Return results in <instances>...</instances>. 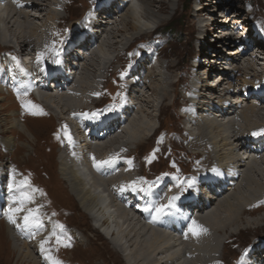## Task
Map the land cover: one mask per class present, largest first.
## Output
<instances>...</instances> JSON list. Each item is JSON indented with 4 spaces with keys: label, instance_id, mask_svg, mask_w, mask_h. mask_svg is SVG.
I'll return each instance as SVG.
<instances>
[{
    "label": "bare ground",
    "instance_id": "6f19581e",
    "mask_svg": "<svg viewBox=\"0 0 264 264\" xmlns=\"http://www.w3.org/2000/svg\"><path fill=\"white\" fill-rule=\"evenodd\" d=\"M77 1L0 0V42L5 47L0 51V93L4 95V98H0V100L11 98L17 109L10 114V126L16 131L14 132L17 138L20 139L23 135L35 137L34 130L42 131L44 126L50 125L43 135L42 143L38 141L39 144L33 149L34 157L31 162L26 164V166L33 168L31 172L33 175L23 171L22 178H18L13 174L16 172L12 166L13 163L0 161V216L5 206V199L1 195L6 188L9 195L7 202L13 207L18 206L13 205V197H19L22 193L31 194L32 202H36L27 203L26 208L37 209L38 205L39 207L40 205L45 206L43 201L45 197H41L43 204H39L38 199L40 197L30 188L29 183L40 188L33 183L32 177L36 176V178L40 177V180H46L45 172L43 169L37 168V165L40 161L44 162L43 156L49 152L48 160L44 162L45 165L54 168L55 176L60 173L62 182L68 184L69 192L71 191L84 213L90 217L96 230L103 231V236H115L113 239L117 241L114 243V248L115 246L120 248L123 239L125 243L122 241L121 244L124 247L128 245L129 248H132V258L129 261L126 257L124 259L125 264H227L223 261L224 256L223 259L221 258V254L223 255L222 247L227 240L222 241V237L230 234V230L237 227L242 219L246 220L247 217L243 218V216L249 212V207L252 208V211L259 208V211H264V194L254 203L253 200H246L247 198H245L244 201L249 203L247 208H243V204L234 197L235 192L241 190L243 183L251 182L254 176H259L257 163L264 160V133L253 135L254 132L258 133L264 129V87L262 86L264 81L256 69V65H259L256 61L259 57L256 52L261 53L262 50L253 54L251 45H244L245 49L242 50V47H235L237 44L232 43L226 46L236 48V51L228 52L227 55L230 54L231 58H227L221 54L217 57L211 55L212 49L210 47L207 61L214 65L210 66L207 73L205 72L199 79H196L195 83L188 82V85L183 87L186 101L184 105L178 107L184 108V111L180 115L176 114V117L181 119V129L182 121L184 122L183 128L188 136L185 140L181 130H172L169 128V124L168 128H163L160 123L159 129L156 131V129L149 127L144 119V115L148 113L145 108H153V105L149 107L150 101L143 96L139 97L140 92L146 90L142 80L148 76L150 78L155 77L154 72H151L152 67L145 65L147 56L140 55L137 64H133L132 70L127 71L129 77L123 84L121 94L116 89L109 94L111 97L109 101L103 102L102 99L96 98V96L100 97L101 93H105L104 86L100 83L101 76L107 77V70L114 67L119 57L124 53L133 55V50L130 48L133 47L135 41L132 46L129 44L127 50L125 49L123 52L118 53L114 47V45L118 47L122 45L123 41H120L119 37H121V33L123 35L126 33L123 31L124 28L127 30L129 28L134 32L135 36L132 38L134 40L143 36L157 21L161 20L159 11L152 9V2L156 0H94L92 6L88 4L90 0H83L81 17L76 18L77 20H70L65 15H61L64 9L68 10ZM61 2L63 5L60 4ZM220 6L226 8L223 4ZM200 9L201 13L205 11L214 12V9L208 10L207 7L198 10ZM46 10H49V20L53 26L49 24L50 21L43 20L47 16L43 13ZM38 12L43 14L42 17L39 14L34 15ZM91 12L96 14L95 24L91 26L89 31L83 32L79 23L85 22L91 16ZM195 16L199 18L201 15L196 14ZM241 16L239 14V16L233 15L231 18L223 15L221 17L226 20L225 24L232 23L229 21L235 19L238 21L235 25L240 26ZM34 19L45 22L39 25L40 23L34 22ZM206 21H210L212 25L215 18L208 16ZM103 23H105L104 26ZM120 24L123 26L122 29L118 28L121 26ZM218 24L219 22H216V25ZM9 28L13 29L12 34L9 32ZM18 32L20 35H17ZM251 33L252 28L246 31L248 35ZM206 34L208 36V33ZM117 35L119 36L118 40ZM19 36L20 39H17ZM220 36V39H228L231 43L232 33L229 32V29L221 30ZM152 37L140 41L138 46L150 42ZM111 42L114 44L115 52L112 54L115 55V58L113 60L111 58L109 64L102 62L103 60L97 62L96 57L99 56L102 59H107L104 55L108 50L106 49V51L104 46H112ZM204 47H206L205 44ZM57 52L59 57L56 55ZM41 53H43V60L38 63V56ZM206 53L201 50L198 55L193 56V60H198V57L200 59L202 55L206 56ZM57 58L60 59V64L54 62ZM17 62L19 66H17ZM203 62L205 60L201 61L200 67ZM157 65L159 67L161 65L158 59ZM26 66L27 68H24ZM221 68L223 73L215 76L217 70H221ZM25 69L30 72H26ZM119 70L120 68L117 71ZM230 70L231 75L229 72H225ZM44 71L47 73L46 79H43ZM101 71L102 73L98 77L97 73ZM117 71L116 73H118ZM239 71L247 73L245 80L256 77L255 79L261 81L259 87L253 84V86H248L247 80L243 81L242 85H238L239 88L237 89H240V93L245 94L247 99L250 100L253 96L255 97L252 98L255 101L253 104L242 100L233 101L232 97L227 98L226 95L232 93L233 85L224 91L226 95L221 96L217 93L223 84L231 83L232 78L230 76ZM194 75L195 73H192L190 77H194ZM92 77L94 80L100 78V81L96 83L92 81ZM213 77L216 79L220 77L219 81L217 80V87L215 89L209 88L208 85V89H206L207 84L205 83L204 86L201 84L203 79L207 82ZM37 78L39 81L35 86L39 91L40 100L35 98L30 89V84ZM9 82L15 87L9 86L7 93H3V86ZM157 82L154 86H157L158 92L164 90L160 94L165 103L169 93L164 86ZM180 82L181 78L177 83ZM51 86L55 88L56 94L51 92ZM182 86L180 85L178 88L181 89ZM15 90L19 91V95ZM111 90L112 88H110ZM134 90L138 94L134 93ZM25 92L27 95H23ZM96 93L100 95H95ZM22 95L28 100L20 99ZM209 95L212 96L209 97ZM21 100L26 104L31 102V105L37 106L36 110L31 111V106L25 108L19 105L17 102L21 103ZM211 100L213 101L211 102ZM136 109L139 110L135 111ZM40 110H42V114H32L33 112L39 113ZM83 113H98V116L87 118L82 115ZM173 114L174 112H172V117H174ZM53 118L58 121V125ZM18 121L34 123L33 129L26 125V131H21L18 127ZM0 123V134L4 135L3 133H7V131L3 128L2 123H6L8 127L9 122L5 119L0 120ZM65 126H67V132L74 141L72 145L68 143ZM166 132L170 141L169 148L167 145L159 146V141L167 135ZM11 137H8L4 142L2 141L3 146L8 151L15 145V137ZM176 138H178L177 141ZM186 142L190 148L197 149L200 153L198 151L191 152L187 148ZM154 143L158 153L152 156L150 152ZM140 146L141 148H139ZM24 147H28V145L25 144L22 148ZM136 152L137 155L134 156ZM170 152L180 155L174 156V160H172V156L167 161L168 167L170 166L169 171L175 167V172L178 170L182 172L183 170L179 168L178 164L181 159L184 163L188 162L191 167L193 166V169L187 174H176L175 172L163 174L160 172L153 178L149 177V174L152 173V167L164 162ZM36 156L39 157V160L36 159ZM93 157L97 162L113 158H115V162L105 164L97 170L94 166ZM150 157L151 159H149ZM146 158H148L147 161ZM129 160L132 161L131 165L128 163ZM138 162L142 163L143 166L142 175L139 165H137ZM82 166L85 170L81 169ZM213 169L218 171L214 172ZM159 170L161 171V168ZM40 171H43V174ZM87 171L91 177L86 175ZM8 172H12L9 178ZM249 172L252 174L250 175ZM41 175L44 176V179ZM142 177L145 180L148 177L156 183L152 187L154 197L138 209L136 206L142 203L146 197L144 192L139 191V188L133 191L131 185L133 182H137L140 187L146 188L148 185L141 183ZM192 178H195L193 187L200 188L204 195L200 193V195L194 196L189 188L187 191H182L186 185L180 184L179 181H187ZM25 180L28 181V184L17 188ZM56 181L60 184L59 193H66L67 189L63 187L61 181L59 182L57 178ZM9 184H13L12 191L9 190ZM173 196H179V199L175 201V208L168 215H164L158 220H149V217H154L155 213L144 211V208L149 204H167ZM69 197L71 201L74 199L70 195ZM231 198L235 203L231 201ZM64 201L60 199L58 203V208L63 211H65ZM44 210L40 207L42 214L39 213V218L43 225L41 228H17L9 222L6 215L5 225L9 235H12L16 242V255L22 261L20 264H53V261L56 260L52 257L53 250L50 247L54 238L55 226L50 225L49 219L54 214ZM25 214L26 212L19 213L18 223L23 222L22 218ZM57 214L54 216H58ZM61 214L63 213H59L61 219H65L66 217ZM192 220H195L206 231H201L198 236L189 232L188 229ZM256 220L254 219L255 222H257ZM255 222L254 225L257 227ZM60 230L61 227L55 233L54 239H57ZM62 231L65 232V229ZM186 233L187 236H185ZM45 240L48 243L44 244L45 250L42 251L41 243ZM58 243H63L60 247V255H62L61 251L63 250L68 253L67 249L72 246V243L66 240ZM230 264H264V237H255L253 242L241 246L239 253Z\"/></svg>",
    "mask_w": 264,
    "mask_h": 264
},
{
    "label": "rangeland",
    "instance_id": "374dc122",
    "mask_svg": "<svg viewBox=\"0 0 264 264\" xmlns=\"http://www.w3.org/2000/svg\"><path fill=\"white\" fill-rule=\"evenodd\" d=\"M93 1L94 0L88 1V4L90 6H92ZM211 2H214V3L212 4ZM82 3H83V0H78L76 2V4L74 6H70L68 8V10L64 9V12L61 15H65V17L67 19H70V20H74L76 18L81 17L80 15H81V11L83 9ZM152 3H153L152 9H154L155 11H159V13H160L159 16L161 17V20L157 21L155 23V25L151 29H149L150 31L149 30L146 31V33L143 36H140L134 40L132 39L133 36H135L134 32L132 30H130L129 28H128V30L124 28L123 31H125L126 33L124 35H123V33H121L122 34V35L120 34L121 37H119L118 35L116 36L117 40L119 37L120 41H123L122 45H120L118 47L111 42V44H112V46L110 45L111 48L108 45L104 46V49L108 50V51L107 50L106 51L108 52L109 56L106 52L105 53L106 55H104V57H106L107 59H102L99 56V57H96V60H97V62H100V60L101 61L103 60L102 62H106L107 64H109L110 59L112 58L111 60H113L115 58V55L112 54L113 52H115L113 49L114 47L116 48V50H118V53L123 52L125 49L127 50V48L129 47V44H130V46H132L133 42L135 41V43L136 42L137 43L136 44L134 43L133 47L130 48L133 50V55H131L129 53H124L122 56H120L119 59L117 60V63L115 62L116 65L114 67H110L107 70V72H106L107 77L103 78V76H101V81H100V78L99 79L97 78L94 80L92 77L91 79H93L92 81H94L96 83H98V81H100L101 85L104 86L103 90L105 89L104 90L105 93H101V96L100 97L96 96V98L102 99L103 102L109 101L111 99V97H109V94H111L112 91H115L117 89L118 93H120V94L122 93L123 84L126 81V78L129 77V75L127 74V71L132 70L133 64H135V63L137 64V61L139 60L138 58L140 57V55H143V57L147 56V62L145 65H150V67H152V70L151 69L150 70H151V72H154L153 74L155 75V77L150 78L148 76V78L142 80V83L144 84L143 86H146V90L141 91L139 97L143 96V97H145V99H148L150 101L149 107L153 105L152 106L153 108H150V109L145 108V110H147L148 113H146L144 115V119L147 122V125L151 128L156 129V131L159 129L160 123L162 124L163 128H168L167 126L169 124L170 129L172 128V130H175V131L181 130V134L183 135V139L187 140L188 136L186 135V132L184 131V128H183L184 122L182 121V129H181V119L179 117H176V114L180 115L184 111V108L178 107L179 105H181V106L184 105L185 101H186V94H185V91H183V87L186 86V84L188 85V82H194L195 83V80L199 79V77L202 76V75L198 76L200 73L205 74V71L206 70L209 71L210 66L214 65L213 63L210 64V61H207L208 60L207 58L209 57L208 54L210 53V51H209L210 47L212 49V52L210 54L213 56H216V57L220 56V54H221L224 57L231 58L230 57L231 55L230 54L227 55V53L236 51L235 50L236 48L226 46V45L232 44V43H230V41H228V39L227 40L220 39V37H221L220 36V30L218 27H216V22H219L218 19L221 20L220 21L221 23H223L222 17L220 16L221 11H223L222 10L223 7L220 5H222L223 3H224L223 5H225L226 8L229 9V11L231 12L232 15H236V16H239V14L242 15L241 16L242 21L240 22L242 24V27L240 29L239 28L238 29H232L234 31V34L232 35V37L230 39H235L236 44H237L236 46L235 45L234 46L235 47H242V50H244L245 49L244 45H247V44H248V46L251 45V47H253V52H252L253 54L256 51L262 50L261 53L256 52L257 55L259 56L256 59V61L259 63V65H256V69H257V72L259 71L258 74L261 77H263L262 80L264 81V0H156V1H153ZM60 4L63 5V2H61ZM129 5L132 6V4H129ZM203 7H207L208 10L214 9V12L205 11L204 13H201L200 12L201 9L200 10H198V9L203 8ZM226 8H224V9H226ZM56 9H59V8H56ZM127 10H128V8L125 10V13ZM224 11H226V10H224ZM48 12H49V10H46V12H43V13L47 14V16L45 17L46 19L43 18V20H45V21H50L49 20L50 14L48 15ZM50 12H51V10H50ZM35 14L41 15V17L43 15L41 12L34 13V15ZM196 14L201 15V16H199L200 19L197 16H195ZM208 16H213V18L216 17L215 21L212 23V25H214L213 27H211L212 25L211 26L208 25V23L206 22V18ZM43 20L40 21L38 19H34V22L40 23L39 25H41L42 23L45 22ZM55 21H54V23H55ZM49 24L52 25L51 21L49 22ZM104 24L105 23H103L102 25L104 26ZM86 25H87L86 21L81 23V24L79 23V26H81V28H83V29H81L83 32L89 31L88 27ZM253 26L256 27V32H252L250 35H247L248 39L245 40V37L243 38V35H245L246 31H248V29L252 28ZM122 27L123 26L121 25L118 28L122 29ZM230 27L233 28V25H231ZM210 28L212 30H209ZM225 29H226V27H225ZM9 30H10L9 32L12 34L13 29L9 28ZM252 30H253V28H252ZM154 32H156V33L154 35H152V33H154ZM206 33H208V36ZM17 35H20V32H18ZM239 35L241 37L238 39L237 37ZM150 37H152L150 42H146L143 46H138L140 41H144L146 39H149ZM17 39H20V36ZM17 39H14V40H17ZM204 44L206 45V47H204ZM233 44H235V43H233ZM113 45H114V47H113ZM224 46L226 48H223ZM4 48L5 47L0 42V51ZM201 50H203L204 52H207V53H206V56L202 55L200 57V59H199L200 62L202 60H205V62H203V65L199 69V67L197 65L200 66V63H199V61L195 62V59L193 60V56L198 55V52H200ZM135 51L137 52L136 54H135ZM157 59L161 63L160 67L157 65ZM119 63H121V64H119ZM169 63H170V65H169ZM129 64H130V66H129ZM118 68H120L119 71H117ZM177 68H179V69H177ZM124 70H125V72H124ZM116 71L118 73H116ZM225 72L226 73L229 72L231 75V70L225 71ZM101 73H102V71L97 73L98 77H100ZM144 73L146 74V72H144ZM192 73H195L194 77H190V75H192ZM221 73H223L222 68H221V70H217V73L215 74V76H217V75L219 76V74H221ZM147 74H148V72H147ZM245 74L247 75L246 72H240L239 71V72L235 73L234 75L230 76L232 78L231 83L226 82L225 84H223L219 88L220 90L217 93H219V95H221V96H224V95H226L224 91L227 88L232 87V85H233L232 93L227 94L228 95V96L226 95L227 98L232 97V99L234 101H236V100L241 101L242 100V101L249 102V104H253L255 102L254 99H252V98H255L254 96L249 100V99H247V96L245 94L240 93V89H237V88H239L238 85H242L244 83L243 81L247 80V79L245 80ZM183 76H184V78H183ZM180 78H181V82L177 83V81ZM255 78H252V79L249 78L247 80L248 86L249 85H251V86L256 85L257 87H259V85H261V83H260L261 81L255 79ZM219 79H220V77L218 79H216V77H213V79H211L207 82L205 81V79H203V82L201 84L203 85V83H206L207 84L206 89H208V85H209V88L211 87V88L215 89L217 87V84H218L217 80H219ZM184 80H186V81L183 82ZM150 82H152L153 84L152 83L150 84ZM156 82L159 83L161 86H164L166 91L170 94V95L168 94V100L165 103L163 102V96L160 94L164 90L159 89L161 92H158L157 86H154ZM215 82H217L216 87H212L211 84H214ZM9 83L7 84L8 86L7 85L3 86V88H2L3 93H7V88L9 86L15 87L13 84H11V82H9ZM180 85L181 86L183 85L181 89L178 88V87H180ZM150 86H153V88H150ZM262 86L264 87V82H263ZM99 88H100V86H99ZM107 88H109V89L107 90ZM110 88H112L111 91H110ZM152 89H153V91H151ZM168 89H171V90H168ZM15 91L17 93L19 92L18 90H15ZM52 91L55 93V88H52V86H51V92ZM134 93L138 94L136 92V90H134ZM23 95H22V98H20V99H24V101L28 100V98H26V97L23 98L24 97ZM131 96H132V94H131ZM211 96L209 95V97H211ZM242 97H243V99H241ZM0 98H4V95L1 93H0ZM190 101H191V99H190ZM212 101L213 100H211V102ZM17 103L19 105H22L19 102H17ZM30 109H32L31 111L36 110L35 108H32V107ZM15 110H17L16 104H15V102H13V100H11V98L10 99L5 98V100H0V120L7 119L9 122L8 127H7L6 123L5 124L2 123L3 128L6 129L7 133H3L4 135L0 134V161L3 163L6 162L9 164L13 163L12 166L16 170V172H13V174L18 176V178H22L21 174L23 171H25L27 173L28 172L31 173L33 171V168L28 167V165L26 166V164L31 162L32 158L34 157L33 156V149L35 147H37L36 145L39 144L38 141H41V143H42V141L44 140L43 135L47 132L48 127L50 125L48 127H45L43 125L44 129L42 131L34 130L33 132L35 134V137L34 136L31 137L30 135L26 136V135L22 134L23 137L18 139L17 135L15 133L16 131L13 130V128H11V126H10V121H11L10 114H12V112H14ZM138 110L139 109H136L135 111H138ZM172 112H174V114H173L174 117H172ZM35 120H38V119H35ZM12 121H13V119H12ZM55 122L58 125V121L55 120ZM27 123H24V122L18 123V127L20 128L21 131H23V130L26 131V129H27L26 125L30 126L33 129L34 123H32V122H30L28 124ZM35 124L39 125L38 123H35ZM240 124H241V121H240ZM244 125H245V123H244ZM3 132H5V131H3ZM165 134H167V135H165L163 138H161L159 141L160 144L159 143L158 144H159V146L167 145V148H169L168 146H169L170 141L167 138L168 133L166 132ZM11 136L15 137V141H14L15 145L12 146V149L10 151H8L3 146L2 141L4 142L5 140L8 139V137L12 138ZM163 140L165 143L163 142ZM175 140L177 141L178 138H176ZM147 142L148 141L146 140V143ZM25 144H27L28 147L22 148L23 146H25ZM186 145H187V142H186ZM139 148H141V146ZM187 148L193 153L198 151L197 149H193L192 147L190 148V146H188V145H187ZM52 149L55 152L53 147H52ZM21 150H23V151H21ZM157 153L158 152L155 150V143H154L153 149L150 152V154H152V156H153V155H156ZM48 154H49V152L43 156L44 162H46V160H48L47 159ZM237 154H238V152H237ZM136 155H137V152L135 153L134 156H136ZM179 155L180 154L171 153V152L169 154H167V156H166L167 158L164 159V162H162L161 164L158 163V165H156L155 167H152V173L149 174V177L153 178L154 176H156L160 172H163V174L165 172H167L166 174H171L172 172H175L176 171L175 167L174 168L172 167L169 171L170 166L168 167L169 164L167 161L170 160V157L173 156L172 160H174V156L178 157ZM36 159L39 160V157L36 156ZM149 159H151V157ZM145 160L147 161L148 158H146ZM44 162L40 161L39 162L40 166L37 165V168L43 169V171L46 174V180H40V177L36 178V176H34V177H32L33 178L32 181H33V183L37 184L40 188L34 186L32 183H29V185H31L30 188H32V190L35 191L37 196L40 197L38 199L39 204H43V201L45 202V206L40 205V207L43 210L45 209L44 210L45 212L49 211V212H52L54 215L56 213H58L57 214L58 216L53 215V217L51 219H49L51 221L50 225L55 226L54 230H53L54 233H56L57 230L59 229V227L62 226L61 230L59 231L58 237H56L57 239H54L56 234L53 235L54 238H53V241H52L51 246H50L51 249L53 250L52 257H54V258H56V260L62 262V264H125L126 262H124V259L126 257L130 261L131 260L130 258H132V256H131L132 251H133L132 248H129L128 245H125V247H124V245L121 244L122 241H123V243H125L124 239L120 243V245H121L120 248H118L116 246L114 248V243L117 241V240L114 241V239H113V237H115V236H113V237L103 236L102 235L103 231L96 230V228L94 227V223L92 222L90 217L86 213H84L83 209L80 207V204L77 202L75 197L72 195L71 191L69 192L70 188H69L68 184L65 182H62L63 180H62L60 173H58V175L55 176V174L53 173L54 168H50V165L49 166L47 164L45 165ZM50 162H51V159H50ZM263 162H264V160L257 163V169L259 170L258 171L259 176H254V178L251 182H247L246 184L243 183L241 190L235 192V194H234V197L237 198L241 204H243V208H247L249 206V203L244 201L245 198H247L246 200H253V203H254V201L261 198L264 194V163ZM155 163H156V161H155ZM178 164H179V168H181L183 171L179 172V170H178L177 172H175L176 174L177 173L187 174L193 169L192 168L193 166L191 167V165L188 162L184 163L183 159H181V162L179 161ZM137 165H139L138 167L140 170V174L142 175L143 174L142 163L138 162ZM167 167H168V169L165 170ZM159 168H161V171L159 170ZM43 171H40V172L43 174ZM58 172H59V168H58ZM11 173L12 172H8V178L11 175ZM249 174L251 175L252 172H249ZM31 175H33V174L31 173ZM41 177L44 179L43 175H41ZM56 178L59 182L61 181V183L64 185L63 187L67 189L66 193L65 192L59 193L60 184L57 183ZM141 181H147L148 183L153 182L148 177H147V180H145L142 177ZM255 183H257V184H255ZM37 190H39V191H37ZM189 190H191L193 192L194 196H198V194L200 195V193L203 194L202 191H200L201 189L198 187L197 188L191 187V189L189 188ZM50 192H51V195H50ZM205 194H207V193H205ZM69 195L72 196L76 201L74 199H72V201H71ZM1 196L5 199V206H4V209L1 211L2 213L0 216V264H20V262H22V261H20L19 260L20 257L16 255V250H15L16 242L13 239V236L9 235L7 227L5 225V220H6L5 213L7 212V209L10 206L9 203L7 202V199L9 198L7 188L3 191ZM42 196L45 197L43 199V201L41 199ZM60 199L65 200L64 201L65 204L63 205L65 211L58 208V203H59ZM231 201L235 203V201H233V199ZM32 203H36V202H32ZM253 203H252V205H253ZM40 207L38 205L37 209L39 210V213H41ZM248 209H249V212H246L247 214H245L243 216V218L247 217L246 220L242 219L238 223L237 227H235L233 230H230L229 233L231 235L228 234L227 236L222 237V241H225L226 239L227 240L222 247L223 255L221 254V258L223 259V256H224L223 261L227 264L232 263L235 256L239 253L241 246H243L244 244H246L248 242H253V238L255 239V237H264V223H263L264 222V211H262V210L259 211L260 208L255 210V211H252L251 207H249ZM54 212H56V213H54ZM60 212L63 213V214H61L63 217H66L65 219H63V220L61 219V217L59 216ZM257 216H258V218H257ZM254 219L255 220L257 219L256 220L257 222H255ZM64 221H66L67 223ZM119 222H120V219H119ZM252 222H253V224H252ZM254 222L257 223V227H256V225H254ZM97 225H98V223H97ZM141 225L144 227L143 224H141ZM120 226H122V225H120ZM251 226H253L254 228ZM248 227H249V229H248ZM62 229H65V232L62 231ZM124 231H125V228H124ZM119 238H121V237H119ZM57 240L62 241V242L64 240H66V241H69L72 243V246H70L67 249L68 253H65V251L63 250V251H61L62 255H60V247L63 245V243L60 244V243L56 242ZM78 241H79V243H78ZM81 243H83V244H81ZM80 246H82V247H80ZM100 261H102V262H100ZM24 264H30V263H24ZM138 264H140V263H138Z\"/></svg>",
    "mask_w": 264,
    "mask_h": 264
},
{
    "label": "snow or ice",
    "instance_id": "6c2138e0",
    "mask_svg": "<svg viewBox=\"0 0 264 264\" xmlns=\"http://www.w3.org/2000/svg\"><path fill=\"white\" fill-rule=\"evenodd\" d=\"M56 55H57V57H59L58 52ZM42 60H43V53H41L38 56L37 62L41 63ZM54 62L56 64L61 63L59 58L55 59ZM17 66H19L18 62H17ZM21 71H23V69H21ZM18 95H19V92H18ZM24 95H27V92H25ZM95 95H100V94L96 93ZM21 104L25 108H28L30 106L32 108L37 107L35 105H31V102H28L26 104L23 100H21ZM109 110H111V109H109ZM32 114H34V115L35 114H42V110H40L39 113L33 112ZM82 115H84L87 118H96L98 116V113H91V114L83 113ZM65 133H66L67 138H68V143L70 145H72L74 143V141L72 140L71 135L67 132V126H65ZM261 133H264V129H262L258 133L254 132L253 135H260ZM93 161H94V166L97 168V170H99L103 165L115 162V158L110 159V160H102V161L97 162L95 160V157H93ZM128 163L131 165L132 161L129 160ZM213 171L216 172L218 170L213 169ZM194 181H195V178H192L191 180H187V181H179L180 184L186 185V187L183 188L182 191H187L188 188L193 187ZM141 183L147 184L148 186L146 188L140 187V185L137 182H133V184L131 185L132 190L135 191V190H137V188H139V191H141V192H150L152 187L155 185L156 182L154 181L152 183H148L147 181H142ZM25 184H28L27 180L21 182V185L17 186V188L23 187V185H25ZM8 187H9L10 191L13 190V184H9ZM121 190H123V189H121ZM37 191H39V190H37ZM178 199H179V196H173L169 199L167 204H155V205L149 204L144 208V211L154 212L155 216L153 217V220L154 221L158 220L162 216L168 215L175 208V201ZM32 200H33V197L29 193H22L21 196H19V197H13V205H18V206L13 207L12 205H10L7 209V212L5 213V215H7V218L11 224H13L17 228H21V229H28V228H32V227L41 228L43 226L42 222L39 218V210L25 207V205L27 203H31ZM21 212H26V214L22 218L23 222L18 223L17 217H18L19 213H21ZM60 227H62V226H60ZM188 231L192 232L193 235L198 236L201 233V231H206V229H203L200 225L197 224V222L195 220H192ZM53 235H55V233H53ZM185 236H187V233L185 234ZM58 242H59V240H58ZM46 243H48L47 240H45L41 243V250L42 251L45 250L44 244H46ZM65 246H70V245H65ZM53 264H62V262L56 260V261H53Z\"/></svg>",
    "mask_w": 264,
    "mask_h": 264
}]
</instances>
